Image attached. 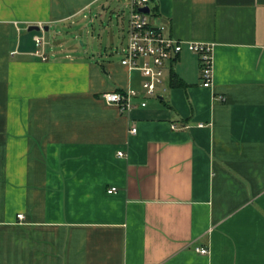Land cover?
<instances>
[{"label": "crops", "instance_id": "obj_1", "mask_svg": "<svg viewBox=\"0 0 264 264\" xmlns=\"http://www.w3.org/2000/svg\"><path fill=\"white\" fill-rule=\"evenodd\" d=\"M110 4L0 0V264H264V0H151L168 37L214 44L212 87L185 49L153 97L128 41L36 55ZM128 89L130 112L102 99Z\"/></svg>", "mask_w": 264, "mask_h": 264}, {"label": "built area", "instance_id": "obj_2", "mask_svg": "<svg viewBox=\"0 0 264 264\" xmlns=\"http://www.w3.org/2000/svg\"><path fill=\"white\" fill-rule=\"evenodd\" d=\"M130 5V20L128 32V46L121 64L129 70H139L147 79L143 90L148 97L156 95L157 89L163 83L164 72L169 62L176 59L185 49L199 55L202 65L203 86H213L214 77V44L201 42H184L166 35L165 27L158 24L150 7L151 0H127ZM148 7L149 13L141 10ZM36 55L43 61L48 60L46 55V40L44 36H36ZM140 94L133 89L121 92H107L102 95L105 103L116 106L122 113L130 112L137 107L136 100ZM147 106L146 102L141 104ZM203 127V125H200ZM177 129V127H173ZM134 128L131 134H136ZM120 156L123 153H119ZM117 189L109 190V193ZM20 218H23L20 216ZM197 252L207 255L208 249H197Z\"/></svg>", "mask_w": 264, "mask_h": 264}, {"label": "rangeland", "instance_id": "obj_3", "mask_svg": "<svg viewBox=\"0 0 264 264\" xmlns=\"http://www.w3.org/2000/svg\"><path fill=\"white\" fill-rule=\"evenodd\" d=\"M129 5L127 1L111 0L110 7L104 16H98L95 12L92 16L89 11L86 17L81 16L78 19L52 26L45 33V40L51 46L57 44L65 46L53 47V54L61 58L67 54L77 59H83L86 54L99 57L101 47L121 49L128 41ZM112 57L116 60L120 58L116 53Z\"/></svg>", "mask_w": 264, "mask_h": 264}, {"label": "water", "instance_id": "obj_4", "mask_svg": "<svg viewBox=\"0 0 264 264\" xmlns=\"http://www.w3.org/2000/svg\"><path fill=\"white\" fill-rule=\"evenodd\" d=\"M141 11L144 12V13H149V12H150V9H149L148 7H146V8H143ZM41 30H42V29H41V27H39V26H32V27L29 28V31H30V32H33V31H37V32H39V31H41ZM48 30H49V27H46V28H45V31H48Z\"/></svg>", "mask_w": 264, "mask_h": 264}]
</instances>
